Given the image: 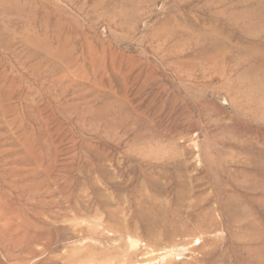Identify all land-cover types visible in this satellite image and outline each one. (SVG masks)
Segmentation results:
<instances>
[{
  "label": "rangeland",
  "instance_id": "rangeland-1",
  "mask_svg": "<svg viewBox=\"0 0 264 264\" xmlns=\"http://www.w3.org/2000/svg\"><path fill=\"white\" fill-rule=\"evenodd\" d=\"M206 3L0 0V264H72L61 256L76 253L71 232L79 219L62 198L99 180L109 154L128 153L135 162L173 150L194 169L198 151L225 143L240 150L262 139L264 122L257 126L235 112L226 92L216 93L221 75L211 72L204 82L179 64H206L195 56L213 46L205 37L175 49L209 29ZM224 7L239 12L241 34L251 22L264 31V0L216 5ZM234 28L237 35L224 41L232 46L223 53L228 73L245 69L233 66L246 46ZM197 134L196 149L190 139Z\"/></svg>",
  "mask_w": 264,
  "mask_h": 264
},
{
  "label": "bare ground",
  "instance_id": "bare-ground-1",
  "mask_svg": "<svg viewBox=\"0 0 264 264\" xmlns=\"http://www.w3.org/2000/svg\"><path fill=\"white\" fill-rule=\"evenodd\" d=\"M228 1L207 0V10L213 8L209 29L200 28L191 42L180 39L175 49L187 51L203 37L211 40L212 47L195 53L205 65L191 59L179 64L186 62L189 77L202 76L204 82L211 72L221 75L216 93L226 92L235 112L251 116L259 126L264 122V31L251 22L249 32L241 34L239 12L216 9ZM235 25L246 46L241 63L236 60L233 66L243 63L245 69L228 73L223 53L232 46L224 41L237 35ZM218 32L227 38L220 39ZM261 135L256 146L231 150L225 143L205 155L198 151L200 167L194 169L186 168L184 154L173 150L150 151L135 162L128 153L107 155L110 168L99 180L83 181L79 193L62 198L79 221L71 232L76 253L61 258L72 264H264V131ZM198 140V134L190 139L193 148Z\"/></svg>",
  "mask_w": 264,
  "mask_h": 264
}]
</instances>
